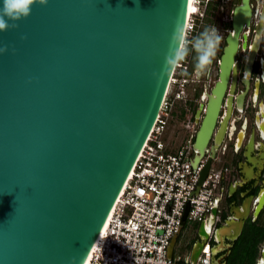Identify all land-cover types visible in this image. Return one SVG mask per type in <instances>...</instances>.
Returning a JSON list of instances; mask_svg holds the SVG:
<instances>
[{"label":"water","instance_id":"95a60500","mask_svg":"<svg viewBox=\"0 0 264 264\" xmlns=\"http://www.w3.org/2000/svg\"><path fill=\"white\" fill-rule=\"evenodd\" d=\"M187 6L47 0L15 21L18 27L0 31V47H7L0 53V264H83L156 120L174 68L159 79L153 73L161 71L176 23L184 26ZM248 17L243 0L232 14L218 79L196 110L199 155ZM263 203L264 192L257 209ZM233 228L230 239L241 222ZM207 236L200 223L186 261L196 260Z\"/></svg>","mask_w":264,"mask_h":264},{"label":"built area","instance_id":"2783aa9c","mask_svg":"<svg viewBox=\"0 0 264 264\" xmlns=\"http://www.w3.org/2000/svg\"><path fill=\"white\" fill-rule=\"evenodd\" d=\"M209 1L194 0L196 9L186 16L188 53L173 69L153 127L90 249L87 264H213L211 237L219 216L221 178L226 168L209 165L200 181L207 158L204 152L199 155L193 144L199 123L191 103L196 109L199 92L208 90L195 76V68L189 72L195 53L192 41L204 31ZM174 118L189 129L191 136L175 151H168L162 136ZM183 216L185 221L204 223L208 233L193 263L186 261L191 249L185 260L168 255Z\"/></svg>","mask_w":264,"mask_h":264},{"label":"flooded vegetation","instance_id":"af4514ba","mask_svg":"<svg viewBox=\"0 0 264 264\" xmlns=\"http://www.w3.org/2000/svg\"><path fill=\"white\" fill-rule=\"evenodd\" d=\"M213 1L222 3L219 9L225 11V17L219 21L221 31H218L223 39L218 48L216 79L208 92L218 79V64L226 37L234 31V8L243 3V0ZM247 5L249 17L238 31L233 67L204 149L209 165L226 168L221 178L219 216L211 237L213 264L229 263L236 241L245 229L264 232V203L257 209L259 197L264 192V0H247ZM253 50L254 55L249 61ZM206 93L204 90L199 92L195 110L201 104L205 105ZM219 130L220 138L215 142ZM237 222H241L240 232L230 239L236 233L233 225ZM194 227L189 251L197 237L199 224ZM223 227H226L225 232L218 234ZM263 252L264 239L257 245L253 264L262 263Z\"/></svg>","mask_w":264,"mask_h":264},{"label":"clouds","instance_id":"9594fccd","mask_svg":"<svg viewBox=\"0 0 264 264\" xmlns=\"http://www.w3.org/2000/svg\"><path fill=\"white\" fill-rule=\"evenodd\" d=\"M45 5L47 0H2L0 5V31H7L16 28L15 21L27 18L31 14L34 4ZM13 21V23H9ZM183 23H176L174 31L169 38V46L164 54V63L159 74L153 73L157 78L165 76L180 61L184 60L187 53V41L184 36ZM25 37H21L24 39ZM223 37L219 34L215 25L206 28L192 41V50L196 53L195 76L197 78L210 72L213 59L219 48ZM7 50V47H0V53Z\"/></svg>","mask_w":264,"mask_h":264},{"label":"rangeland","instance_id":"374dc122","mask_svg":"<svg viewBox=\"0 0 264 264\" xmlns=\"http://www.w3.org/2000/svg\"><path fill=\"white\" fill-rule=\"evenodd\" d=\"M222 3H219L218 1L210 0L208 3V10H207V16L204 18V30L212 25H215V27L219 30L221 28V17H225V11H221L219 9V5ZM196 55V53H194ZM217 57H218V51L216 53V57L213 59L210 72L207 74L199 77L201 80H205V89H209V87L212 85L213 81L216 79L217 74ZM195 58L192 57L189 64V72L192 69ZM206 78V79H205ZM191 136V132L189 129L177 119L174 118L171 122H169L167 129L164 132V135L162 136L163 141L165 144L172 148L171 151H175L176 148L181 147L183 143L186 142V139ZM195 223L190 220H186L184 225L181 227V233L178 234V240L176 242L173 255L174 257L180 256L183 260V255L186 251H188V246L190 241L192 240L193 233H195Z\"/></svg>","mask_w":264,"mask_h":264},{"label":"trees","instance_id":"16d2710c","mask_svg":"<svg viewBox=\"0 0 264 264\" xmlns=\"http://www.w3.org/2000/svg\"><path fill=\"white\" fill-rule=\"evenodd\" d=\"M195 57L196 55H194V58ZM194 60L195 63L190 72L195 68L196 59ZM191 104L193 111H195V105H193V103ZM263 239L264 232L260 233L251 228L245 229L240 238L236 241L235 248L228 264H253L257 256V245Z\"/></svg>","mask_w":264,"mask_h":264},{"label":"bare ground","instance_id":"6f19581e","mask_svg":"<svg viewBox=\"0 0 264 264\" xmlns=\"http://www.w3.org/2000/svg\"><path fill=\"white\" fill-rule=\"evenodd\" d=\"M193 1H194V0H188V6H187V18H188V16H189V13L192 12V11H195V9H196L195 4L193 3ZM253 55H254V50L252 51V53H251L250 56H249V61H251ZM248 67H249V66H247V69H248ZM110 212H111V211H110ZM108 214H109V213H108ZM108 216H109V215H108ZM105 221H107V219H106ZM105 224H106V222H104L102 228L100 229V232L98 233V236L100 235L101 231L104 229ZM98 236H97L96 239L94 240V242H93L91 248L95 245L96 240L98 239ZM91 248H90V249H91ZM89 256H90V250H89V252H88V254H87V256H86L85 261L83 262V264H87L88 259H89Z\"/></svg>","mask_w":264,"mask_h":264},{"label":"crops","instance_id":"0c3cea01","mask_svg":"<svg viewBox=\"0 0 264 264\" xmlns=\"http://www.w3.org/2000/svg\"><path fill=\"white\" fill-rule=\"evenodd\" d=\"M171 149L172 148H169L168 149V151H171ZM196 226H197V224H195ZM197 228V227H196ZM180 233H181V230H180ZM180 235V234H179ZM178 237L179 236H177V240H178ZM177 240H176V242H177ZM198 240V233H197V237H196V239L194 240V243L196 242ZM175 245H176V243H175ZM175 245H174V248H175ZM174 248H173V252H174ZM187 253H189V250L188 251H186L185 252V254L183 255V258H184V260H185V258L187 259ZM173 255V254H172ZM174 256V255H173Z\"/></svg>","mask_w":264,"mask_h":264}]
</instances>
